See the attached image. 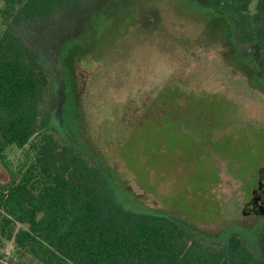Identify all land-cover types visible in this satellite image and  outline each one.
Here are the masks:
<instances>
[{
	"label": "rangeland",
	"instance_id": "374dc122",
	"mask_svg": "<svg viewBox=\"0 0 264 264\" xmlns=\"http://www.w3.org/2000/svg\"><path fill=\"white\" fill-rule=\"evenodd\" d=\"M226 26L209 0H82L16 32L47 70L52 132L106 169L127 208L166 214L207 247L238 235L260 257L264 216L248 211L264 172V69L243 44L231 51ZM23 150L5 149L0 183ZM0 253L41 264L11 242Z\"/></svg>",
	"mask_w": 264,
	"mask_h": 264
},
{
	"label": "trees",
	"instance_id": "16d2710c",
	"mask_svg": "<svg viewBox=\"0 0 264 264\" xmlns=\"http://www.w3.org/2000/svg\"><path fill=\"white\" fill-rule=\"evenodd\" d=\"M81 1L4 0L7 14L15 10L0 32V161L8 166L11 145L25 158L13 180L0 183V244L41 264H264V232L260 257L238 235L204 246L166 214L127 208L106 169L52 132L42 110L47 70L16 26L59 19ZM209 1L227 24L226 45L241 54L243 44L264 69V0Z\"/></svg>",
	"mask_w": 264,
	"mask_h": 264
},
{
	"label": "flooded vegetation",
	"instance_id": "af4514ba",
	"mask_svg": "<svg viewBox=\"0 0 264 264\" xmlns=\"http://www.w3.org/2000/svg\"><path fill=\"white\" fill-rule=\"evenodd\" d=\"M252 200H250V204L253 207V209H250L248 211L249 215H258V216H264V173L263 178L261 179V186L260 190L258 192H255L252 195ZM264 231H260V245H261V235Z\"/></svg>",
	"mask_w": 264,
	"mask_h": 264
}]
</instances>
